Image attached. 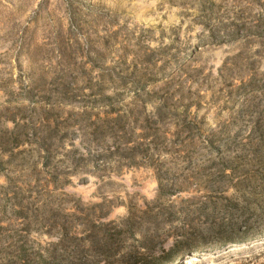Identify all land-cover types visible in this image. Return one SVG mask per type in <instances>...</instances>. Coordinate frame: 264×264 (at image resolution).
<instances>
[{
	"label": "rangeland",
	"instance_id": "374dc122",
	"mask_svg": "<svg viewBox=\"0 0 264 264\" xmlns=\"http://www.w3.org/2000/svg\"><path fill=\"white\" fill-rule=\"evenodd\" d=\"M182 239L264 264V0H0V264Z\"/></svg>",
	"mask_w": 264,
	"mask_h": 264
},
{
	"label": "trees",
	"instance_id": "16d2710c",
	"mask_svg": "<svg viewBox=\"0 0 264 264\" xmlns=\"http://www.w3.org/2000/svg\"><path fill=\"white\" fill-rule=\"evenodd\" d=\"M160 188L161 185H159L160 194L158 195V197L161 196ZM127 221L124 222V225L127 224ZM121 225H123V223ZM116 233L118 237L121 236L120 231ZM203 246H205V244L203 243L193 244L189 240L182 239L180 241H176L174 245L167 250L160 249L157 254L152 252H150L149 254L142 253L140 254V258L138 259V261H135L132 264H174L180 257L188 255L193 252H197ZM116 263L123 264V262L120 260H117ZM127 264H131V263H127Z\"/></svg>",
	"mask_w": 264,
	"mask_h": 264
},
{
	"label": "bare ground",
	"instance_id": "6f19581e",
	"mask_svg": "<svg viewBox=\"0 0 264 264\" xmlns=\"http://www.w3.org/2000/svg\"><path fill=\"white\" fill-rule=\"evenodd\" d=\"M193 260V259H192ZM189 262V261H188ZM188 264V263H187Z\"/></svg>",
	"mask_w": 264,
	"mask_h": 264
}]
</instances>
